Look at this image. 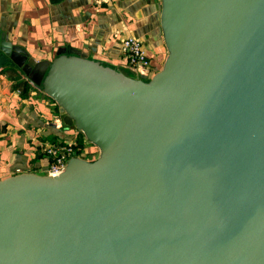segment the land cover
I'll return each mask as SVG.
<instances>
[{
    "label": "water",
    "instance_id": "95a60500",
    "mask_svg": "<svg viewBox=\"0 0 264 264\" xmlns=\"http://www.w3.org/2000/svg\"><path fill=\"white\" fill-rule=\"evenodd\" d=\"M151 76L0 33L98 148L0 178V264H264V0H161Z\"/></svg>",
    "mask_w": 264,
    "mask_h": 264
},
{
    "label": "crops",
    "instance_id": "0c3cea01",
    "mask_svg": "<svg viewBox=\"0 0 264 264\" xmlns=\"http://www.w3.org/2000/svg\"><path fill=\"white\" fill-rule=\"evenodd\" d=\"M160 10L161 0H0V33L37 60L74 48L114 65L127 64L121 43L135 36L156 72L167 55ZM15 75L26 83L19 87ZM73 133L58 104L18 67H0V178L46 173L45 146Z\"/></svg>",
    "mask_w": 264,
    "mask_h": 264
},
{
    "label": "built area",
    "instance_id": "2783aa9c",
    "mask_svg": "<svg viewBox=\"0 0 264 264\" xmlns=\"http://www.w3.org/2000/svg\"><path fill=\"white\" fill-rule=\"evenodd\" d=\"M96 1L105 3L108 0ZM121 50L127 64L133 66L140 74L151 76L155 72L141 38L135 36L124 38L121 43ZM77 141L79 139L76 133H73L71 138L52 142L45 146V154L49 159L46 173L57 174L61 172L71 156H82L88 159L96 157L94 151L89 149V141L84 136L80 141L81 144H78Z\"/></svg>",
    "mask_w": 264,
    "mask_h": 264
},
{
    "label": "rangeland",
    "instance_id": "374dc122",
    "mask_svg": "<svg viewBox=\"0 0 264 264\" xmlns=\"http://www.w3.org/2000/svg\"><path fill=\"white\" fill-rule=\"evenodd\" d=\"M72 128V130H74V133H76V135H77V137H78V139H79V141H77L78 142V144H81V142L80 141H82V139H83V133L81 132V131H79L78 129H76V128H74V127H71ZM84 138H86V137H84ZM88 146H89V149L90 150H93L94 151V153L97 155V153H98V148L94 145V144H92V143H88Z\"/></svg>",
    "mask_w": 264,
    "mask_h": 264
},
{
    "label": "trees",
    "instance_id": "16d2710c",
    "mask_svg": "<svg viewBox=\"0 0 264 264\" xmlns=\"http://www.w3.org/2000/svg\"><path fill=\"white\" fill-rule=\"evenodd\" d=\"M11 70H12V71H16L15 68H11ZM15 76H17V80H19V82L17 83V85H19V87H20V86H23L24 83H26L24 80H20V79H19V77H21V75H15ZM57 141H59V140H55L54 142H57Z\"/></svg>",
    "mask_w": 264,
    "mask_h": 264
}]
</instances>
